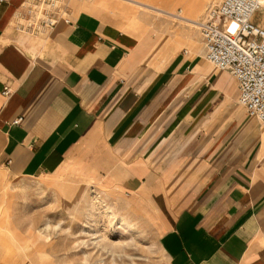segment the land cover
Masks as SVG:
<instances>
[{"label":"crops","instance_id":"0c3cea01","mask_svg":"<svg viewBox=\"0 0 264 264\" xmlns=\"http://www.w3.org/2000/svg\"><path fill=\"white\" fill-rule=\"evenodd\" d=\"M27 1L0 0V172L126 199L167 264H264V126L203 39L194 51L129 31L115 5L33 29Z\"/></svg>","mask_w":264,"mask_h":264},{"label":"rangeland","instance_id":"374dc122","mask_svg":"<svg viewBox=\"0 0 264 264\" xmlns=\"http://www.w3.org/2000/svg\"><path fill=\"white\" fill-rule=\"evenodd\" d=\"M97 1L64 0L71 12L88 11ZM104 1L117 8L100 12L124 10L141 24L112 19L124 29H145L161 42L196 51L203 49L198 28L150 7L187 16L191 5L198 3L197 21L201 23L207 10L222 0ZM261 18L263 12L256 15L255 22ZM55 178L16 179L0 172V264H167L159 235L145 211L131 208L126 199L89 179Z\"/></svg>","mask_w":264,"mask_h":264},{"label":"built area","instance_id":"2783aa9c","mask_svg":"<svg viewBox=\"0 0 264 264\" xmlns=\"http://www.w3.org/2000/svg\"><path fill=\"white\" fill-rule=\"evenodd\" d=\"M68 10L64 0H29L28 27L52 30L60 20L70 24ZM259 12L264 13V0H222L207 10L199 30L206 61L235 77L238 103L264 126V19L255 22Z\"/></svg>","mask_w":264,"mask_h":264},{"label":"bare ground","instance_id":"6f19581e","mask_svg":"<svg viewBox=\"0 0 264 264\" xmlns=\"http://www.w3.org/2000/svg\"><path fill=\"white\" fill-rule=\"evenodd\" d=\"M83 0H81L82 2ZM127 1V0H125ZM131 1V2H135L137 4H140L136 1H133V0H128V2ZM88 2V1H87ZM92 2V1H91ZM84 3V2H83ZM109 5L106 1L104 0H98L96 3H93L92 5H90L87 10L88 11H94V12H100L101 10H103V8H109ZM111 5V4H110ZM87 6V5H85ZM145 6V5H144ZM150 7V6H148ZM152 9H155L156 11H158L159 13L163 14V15H166L167 17L171 18V19H174V20H177L181 23H184V24H188V25H192L196 28L199 29V25H200V22L197 21V17H198V14L200 12V7L198 5V3H193L190 7V9L188 10V14L187 16H181L177 13H175L173 10H165L163 8L159 9V8H154V7H150ZM79 10V9H78ZM107 10V9H106ZM105 10V11H106ZM115 12L111 11V14L113 15ZM199 52V51H198ZM217 69V68H216ZM218 70V69H217ZM93 213V212H92ZM93 236V235H92ZM94 237V236H93ZM92 237V238H93ZM106 239V238H105ZM95 244V243H94ZM102 243H100L101 245ZM99 245V244H98ZM99 245V246H100ZM102 246V245H101ZM116 247V245H114ZM106 248V247H105ZM114 248V247H113ZM98 250V248H97ZM101 252V251H100ZM104 252V251H103ZM113 253V252H112ZM116 254V252H114Z\"/></svg>","mask_w":264,"mask_h":264}]
</instances>
